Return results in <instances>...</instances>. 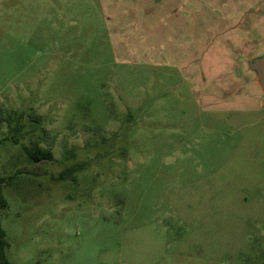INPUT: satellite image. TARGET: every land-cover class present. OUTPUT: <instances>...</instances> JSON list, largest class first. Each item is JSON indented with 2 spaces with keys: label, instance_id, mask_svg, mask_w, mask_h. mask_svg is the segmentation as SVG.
<instances>
[{
  "label": "rangeland",
  "instance_id": "rangeland-1",
  "mask_svg": "<svg viewBox=\"0 0 264 264\" xmlns=\"http://www.w3.org/2000/svg\"><path fill=\"white\" fill-rule=\"evenodd\" d=\"M263 48L264 0H0L9 260L264 264Z\"/></svg>",
  "mask_w": 264,
  "mask_h": 264
},
{
  "label": "trees",
  "instance_id": "trees-1",
  "mask_svg": "<svg viewBox=\"0 0 264 264\" xmlns=\"http://www.w3.org/2000/svg\"><path fill=\"white\" fill-rule=\"evenodd\" d=\"M2 115L0 113V121L2 119ZM20 128L19 125L15 127L16 130ZM15 142H17V138H13ZM25 151L28 157L34 161H42V160H53L54 155L53 152L49 149H43L38 146L34 147H25ZM13 175L3 176L0 174V264H14L9 260L6 254V249L9 246V243L6 239V231L2 226L1 215L3 211H5L9 207V203L4 195V187L9 185L12 182Z\"/></svg>",
  "mask_w": 264,
  "mask_h": 264
},
{
  "label": "water",
  "instance_id": "water-1",
  "mask_svg": "<svg viewBox=\"0 0 264 264\" xmlns=\"http://www.w3.org/2000/svg\"><path fill=\"white\" fill-rule=\"evenodd\" d=\"M247 70L255 76L256 82L264 94V48L247 59Z\"/></svg>",
  "mask_w": 264,
  "mask_h": 264
}]
</instances>
